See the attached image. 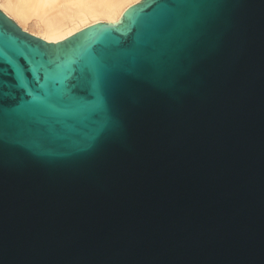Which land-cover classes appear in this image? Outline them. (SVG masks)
I'll return each mask as SVG.
<instances>
[{"label":"water","instance_id":"water-1","mask_svg":"<svg viewBox=\"0 0 264 264\" xmlns=\"http://www.w3.org/2000/svg\"><path fill=\"white\" fill-rule=\"evenodd\" d=\"M149 3L61 42L1 9L0 31L30 58L119 47ZM212 7L197 64L175 88L129 94L114 132L46 154L5 145L0 264H264V0Z\"/></svg>","mask_w":264,"mask_h":264},{"label":"snow or ice","instance_id":"snow-or-ice-1","mask_svg":"<svg viewBox=\"0 0 264 264\" xmlns=\"http://www.w3.org/2000/svg\"><path fill=\"white\" fill-rule=\"evenodd\" d=\"M219 2L150 0L153 14L131 42L71 55L30 58L0 31V154L5 145L61 152L114 132L129 94L175 88L197 64Z\"/></svg>","mask_w":264,"mask_h":264},{"label":"bare ground","instance_id":"bare-ground-1","mask_svg":"<svg viewBox=\"0 0 264 264\" xmlns=\"http://www.w3.org/2000/svg\"><path fill=\"white\" fill-rule=\"evenodd\" d=\"M136 4L135 0H0V9L31 34L61 42L94 24H120Z\"/></svg>","mask_w":264,"mask_h":264},{"label":"rangeland","instance_id":"rangeland-1","mask_svg":"<svg viewBox=\"0 0 264 264\" xmlns=\"http://www.w3.org/2000/svg\"><path fill=\"white\" fill-rule=\"evenodd\" d=\"M141 1H143V0H141ZM18 24V23H17ZM22 28V27H21ZM23 29V28H22ZM24 30V29H23Z\"/></svg>","mask_w":264,"mask_h":264}]
</instances>
